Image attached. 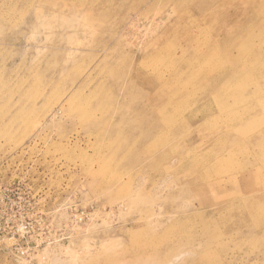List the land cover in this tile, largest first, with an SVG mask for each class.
Masks as SVG:
<instances>
[{"label": "rangeland", "instance_id": "374dc122", "mask_svg": "<svg viewBox=\"0 0 264 264\" xmlns=\"http://www.w3.org/2000/svg\"><path fill=\"white\" fill-rule=\"evenodd\" d=\"M263 102L264 0H0V264H264Z\"/></svg>", "mask_w": 264, "mask_h": 264}, {"label": "bare ground", "instance_id": "6f19581e", "mask_svg": "<svg viewBox=\"0 0 264 264\" xmlns=\"http://www.w3.org/2000/svg\"><path fill=\"white\" fill-rule=\"evenodd\" d=\"M141 13V12H140ZM139 16V15H138ZM259 27V26H258ZM132 30V29H131ZM230 34V33H229ZM199 52V50H198ZM238 55H233L231 52H229V54L227 55L230 59V62H235L237 61L239 58L243 57L246 55L247 50L246 49H240ZM199 54H201L203 63H199L198 66H193L190 65L191 67H193L192 71L190 72V77H191V82L194 83L195 81H202L204 84V89L207 90V94L206 96H212L213 93H215L216 96L221 97V99H219L218 103V107L220 112L223 110V108L225 107L224 105H226L227 103L230 104L228 106H232L234 105L235 102V97L237 95H231L230 93V88L232 89V84L233 81H236L240 76L246 74L249 71V62H245L243 63L241 66L236 67L234 69V71L230 74V72L228 70H225L224 68L220 67L219 64L215 63V61H208V60H204V58H206L205 56L211 54V55H215L217 54V51L215 49H210V50H206V51H201ZM250 60V57L248 56L247 60ZM229 70H232V68L230 66H228ZM252 70V69H251ZM222 73H227L228 75H223ZM176 74V73H175ZM250 74V73H249ZM248 74V76H249ZM251 76V74H250ZM241 78V77H240ZM253 78V77H252ZM260 79V78H259ZM262 79V78H261ZM239 80V79H238ZM244 80V79H243ZM242 80V81H243ZM254 80V79H253ZM258 81V80H257ZM161 85L164 87V89H166L168 87L169 83L165 84V81H163V79H160ZM260 82V81H259ZM156 83V82H155ZM235 83V82H234ZM240 84V83H239ZM221 89L224 90V97L221 94ZM237 94V93H236ZM205 96V97H206ZM215 96V97H216ZM231 98L233 99V101H231ZM247 97H245L243 94L240 98H238L237 100L239 101V103H245V101H247ZM160 104H165V99L162 97L159 100ZM213 102V101H212ZM215 102V101H214ZM264 103V102H263ZM216 104V103H215ZM172 106V105H171ZM224 106V107H223ZM227 106V105H226ZM202 116V115H201ZM196 117V116H195ZM203 117V116H202ZM180 118L179 116L176 115H172L170 116V119H168V121H174L176 119ZM193 118V117H192ZM196 119V118H194ZM189 121V123H191V119H187ZM193 120V119H192ZM245 124V123H244ZM208 125V124H206ZM223 125V124H222ZM199 126V125H198ZM228 126V125H227ZM231 127V126H230ZM239 127V126H238ZM237 127V129H238ZM201 128V127H200ZM206 128V126H205ZM203 129V128H201ZM211 129V128H210ZM228 129V128H227ZM227 129L224 131L225 134L227 136L230 135V133L227 132ZM156 130V129H155ZM216 131V130H215ZM229 131V130H228ZM242 131V129L240 131H238L239 133ZM230 132V131H229ZM244 134H247V132L243 131ZM232 134V133H231ZM206 135V134H205ZM242 135H236V137H239ZM256 136L263 138L264 137V131L262 133V131L258 132V134H247L246 138H249V140L255 139ZM245 139V137H243ZM240 140V139H239ZM229 143V142H228ZM233 143V142H232ZM242 143V142H241ZM215 144V143H214ZM227 143L224 144V147H220V152L222 151H227L230 148V144L226 145ZM212 146V145H211ZM215 146V145H214ZM205 147V146H204ZM204 149V148H203ZM261 151V150H260ZM219 151H215L214 153H218ZM180 155V154H179ZM199 157V156H197ZM217 165V164H216ZM213 167L216 168V166L213 165ZM219 169V168H218ZM220 170V169H219ZM207 175V174H206ZM216 179V178H215ZM256 188V187H255ZM264 188V187H263ZM259 189V188H258ZM226 191V190H225ZM214 193V192H213ZM226 194V193H225ZM213 195V194H212ZM222 196V195H221ZM260 196V195H259ZM249 198V197H248ZM257 198V197H256ZM260 206V205H259ZM258 233V232H257Z\"/></svg>", "mask_w": 264, "mask_h": 264}]
</instances>
